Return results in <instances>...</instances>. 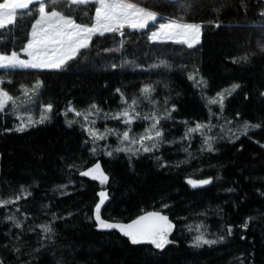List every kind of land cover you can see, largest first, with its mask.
I'll return each instance as SVG.
<instances>
[{
    "label": "trees",
    "instance_id": "obj_1",
    "mask_svg": "<svg viewBox=\"0 0 264 264\" xmlns=\"http://www.w3.org/2000/svg\"><path fill=\"white\" fill-rule=\"evenodd\" d=\"M135 2L156 11L162 18L203 22L200 44L188 48L174 42L151 43L148 34L157 25L149 24L143 31L125 28L123 37L119 33L94 37L90 49L82 50L83 55L61 71L0 70L3 81L0 87L14 98L22 94V84L30 88L39 78L44 86L36 96V108L41 103L54 105L51 122L23 133L14 130L15 119L6 113L0 115V201H12L6 205L0 203V264H55L60 256L67 264H264V196L257 191L264 190V147H261L264 145V96L261 95L264 53L259 51V45L264 43V16L260 14L264 3L261 0ZM71 7L78 22H92L94 3ZM62 10L69 11L63 7ZM37 16L35 5L19 10L15 23L0 29V51L19 52ZM217 22L221 27L215 26ZM121 39L122 52L102 50L120 47ZM250 53L256 55H249L247 61L241 59ZM121 57L132 63L112 69L110 62L120 64ZM161 60L167 62L166 66L147 70L149 65L159 64ZM136 64L144 65V69ZM192 75L201 77L202 89L189 79ZM145 83L156 85L152 95L160 102L158 108L140 94ZM234 83L241 87L225 100L222 115L219 106L208 107L206 96L212 97ZM117 87L125 92L127 103H131L133 96L138 98L141 116L154 110L163 115L165 97L169 101L167 109L176 106L172 112L175 119L163 123L166 139L175 138L176 142L164 143L155 152L162 157L161 163L167 161L171 166L159 167L152 154L142 153L134 160V168L123 152L115 154L118 159L109 158L103 146L116 147L119 140L115 133L97 142V154L92 156L89 151L92 144H84L87 138L81 128L84 117L69 113L68 119H75L77 123L71 128L67 126L62 112L69 102L80 110L96 103L100 111L93 109L89 121L95 120L100 132L106 127L118 128L121 132L125 125L111 118L113 113L126 107L115 91ZM210 109L215 116H211ZM210 117L213 124L218 122L224 131L226 128L230 131L227 137L221 130L212 133L222 135L215 144L219 152L201 153L203 139L199 135H191L190 141L180 139L187 127L197 122L207 123ZM245 122L250 125L248 131L239 139L232 137L233 130ZM149 124L150 121L143 119L133 121L131 134L135 136L134 133H140ZM255 124L261 126L251 127ZM6 128L13 131L7 132ZM189 144L193 158L176 167L175 162L187 158L183 148ZM97 160L111 174L108 185L101 186L98 181L80 176V171ZM73 163L77 167L69 168ZM189 176L194 179L221 176L222 179L192 189L186 183ZM102 187L111 195L103 211L105 218L130 223L145 212L161 211L175 225L169 237L175 243L157 250L149 244L133 245L116 230L97 231L90 217ZM227 187H235L237 192L226 193L223 189ZM15 196L20 199L14 200ZM165 203L169 204L168 208L162 207ZM218 205L223 209V219L217 214ZM202 212L207 215H199ZM53 213L64 219L55 220ZM9 215L22 221L21 227L8 220ZM248 217L251 219L245 229L242 225ZM225 221L233 226V234L226 242L200 250L189 246L198 224L203 222L201 230L217 233ZM41 223L51 224L63 242L55 250V259L50 246L36 251L45 243L44 233L38 227ZM188 224L192 225L191 233L186 228Z\"/></svg>",
    "mask_w": 264,
    "mask_h": 264
},
{
    "label": "snow or ice",
    "instance_id": "obj_2",
    "mask_svg": "<svg viewBox=\"0 0 264 264\" xmlns=\"http://www.w3.org/2000/svg\"><path fill=\"white\" fill-rule=\"evenodd\" d=\"M89 3L95 4V16L91 23L88 22H78L72 13L75 12L71 6L87 5ZM30 5L36 6V11L38 16L35 18V22L31 25V32L27 42L20 48L19 52L12 50L10 53L5 51H0V69L5 70H16V69H35V70H49V71H61L65 69L70 61H74L78 56L83 55L82 50L90 49L93 44V38L96 36L105 37L106 33H119L121 37L124 36V29L129 28L132 30H145L149 27L150 22L155 23L158 20V13L156 11L150 10L147 7H142L140 4L136 3L135 0H2L0 2V29L5 28L6 25H12L15 23L18 15V10L29 9ZM63 8L69 9V11L62 10ZM261 16H264V11H262ZM212 23V21H209ZM217 28L221 27V24L217 22L215 24ZM203 35V22L200 23H189L185 22L183 19H168L166 22L159 23V26L152 30L148 34V40L151 43H167L175 42L177 44H186L188 48H193L195 44L201 42V37ZM124 48L123 40L121 39L120 47L117 48H103L104 52H122ZM259 51L264 53V43L259 45ZM21 53H23L27 58H22ZM249 55H256V53L246 54L241 57V59L247 61ZM233 62H237L233 58ZM132 63L127 59L121 57L120 64L112 61L110 62V67L112 69L122 68L125 64ZM167 62L161 60L159 64H151L148 66L149 71L166 66ZM107 66V65H106ZM138 68L144 69V65L136 64ZM189 79H193L189 76ZM0 83H3L0 80ZM159 83V82H157ZM44 86V82L41 79H37L35 84L31 89L26 85H21L20 87L25 90V95L28 92H32L35 96L40 95V88ZM167 88L168 85L165 84ZM241 85L239 83H234L232 85V92L239 89ZM117 93L120 94L122 103L126 104V107L116 111L111 115L112 119H116L126 126V130L120 133L118 128H105L104 132H100L98 128L95 127V120L89 121V115L93 114L92 110L95 109L99 112L100 109L96 103L89 105L88 109L80 110L77 109L72 102H69L68 106L63 110L62 114L65 117V122L69 128L73 124L77 123L75 119H68V114L73 113L75 117H84V123L81 124L82 130L87 134V138L84 144H92L90 148V153L92 156L97 154L98 144L100 140L106 139L110 134L115 133L119 144L111 149L110 146L104 145L106 149L105 154L111 159H118V154L123 152L128 157L129 165L134 168V160L139 159L141 154H152V159H154L159 167L171 166L167 161L161 163L162 157L155 155V152L164 143H175V138L173 140H167L164 135L163 123L167 120H174L172 112L175 111V105L172 109H167L168 97L164 99L165 112L160 115L158 110H154L152 113L141 116V112L138 110L139 103L138 98L133 96L131 103H127V97L125 92L117 87L115 89ZM156 91V85L145 83L140 88V94L144 100H147L154 106H159V101L153 97V93ZM229 92V95H232ZM264 96V92L261 93ZM220 103V114L224 112L225 97L223 93H217ZM245 98L248 95L245 94ZM31 99V97H29ZM12 101L15 104V98L9 94L3 87H0V111L5 108V105ZM35 103V101H33ZM212 103H216L215 100ZM41 112L38 119H34L29 113L27 121L20 119V123L15 125V131L23 133L32 127L38 125H45L51 122L54 118L53 108L54 105L51 102L40 104ZM211 116H215L216 113L212 112L210 109ZM239 115V113H238ZM108 118V114H105ZM143 119L145 121H150L148 128L145 132L140 134L138 137H133L130 133L133 131L132 123L135 120ZM229 121L225 118V123ZM187 124V122H185ZM218 125L212 123L211 117L208 122H197L195 127H187L185 134L180 139L191 140V134L199 131L203 138V144L201 146L200 152L214 153L219 152L220 149L215 146V144L222 138L221 134L216 136L207 134L210 133L212 128ZM261 125L255 124L251 127L259 128ZM221 128V133L223 132V126ZM244 132L248 131L250 127L248 122L244 124ZM205 129L207 132H205ZM5 131L11 132L13 129L6 128ZM239 139V136L236 137ZM145 141H152L151 144H146ZM233 143L235 140L232 141ZM139 145V147H134ZM264 147V145H261ZM142 149V153H141ZM183 151L187 153V158L183 161L175 162V166L179 167L181 164L188 163L190 159L193 158L194 154L190 151V144L183 148ZM211 166V165H210ZM69 168H76L75 163L69 164ZM80 176L89 177L93 181H98L101 186L108 185L110 182L111 174L102 168L101 162L97 160L91 167L86 170L80 171ZM222 179L221 176H208L207 178L194 179L191 176L186 178V183L192 188H202L214 183L216 180ZM61 187H66L62 185ZM226 193H235L237 189L235 187H227L223 189ZM264 196V190L257 189ZM99 201L94 205V211L90 219H94V226L97 231H107L112 230L118 231L123 237L133 245L139 244H150L154 246L155 249L164 250L169 244L175 243V241L169 239L170 234L173 231L175 225L169 219L168 215L163 214L161 211H148L143 215L137 216L135 219L131 220L130 223L117 222L105 218L103 211L106 208L107 202L110 201L111 195L107 188H103L98 193ZM20 196H15L14 200H19ZM12 202L11 200H2L0 203L8 204ZM163 208H168L169 204L165 203L162 205ZM217 214L223 219V209L218 205ZM71 216V213L67 214ZM199 215L206 216L207 212L199 213ZM55 220L64 219L63 217L56 216L53 213ZM8 220L13 221L17 228L21 227L22 221L16 219L14 215H9ZM251 217H248L243 223L242 227L247 229L249 227L248 221ZM203 222L196 226V235H193L189 241V246L195 250H200L204 246L212 247L215 245H220L226 242L227 238L233 234V226L225 221V224L221 226V230L217 233H209L207 229L201 230ZM38 227L44 233L43 240L45 243H41L40 249L47 250L50 246L53 252V258L55 259V250L58 247L63 246V242L58 239V234L56 229L49 223H41ZM189 233L193 231L192 225H186ZM226 229V231H225ZM214 238H209V236ZM242 239L244 237H241ZM18 239V237H17ZM19 252V248L16 249ZM31 255V253H30ZM55 264H67L66 259L60 256L59 259H55Z\"/></svg>",
    "mask_w": 264,
    "mask_h": 264
},
{
    "label": "rangeland",
    "instance_id": "obj_3",
    "mask_svg": "<svg viewBox=\"0 0 264 264\" xmlns=\"http://www.w3.org/2000/svg\"><path fill=\"white\" fill-rule=\"evenodd\" d=\"M2 2V1H1ZM92 4V3H91ZM19 11V10H18ZM94 16H95V14H94ZM162 19V20H161ZM163 19L164 18H161V17H159L158 16V20L155 22V23H152V22H150V24H155V25H157V27L159 26V21H163ZM166 20H168L167 18H166ZM7 26V25H6ZM175 43V42H174ZM200 43H197V44H195L194 46H197V45H199ZM184 45H186V44H184ZM187 46V45H186ZM21 57L22 58H27L23 53H21ZM0 70H5V69H0ZM16 70H35V69H16ZM45 71H49V70H45ZM192 77H193V81H194V83H195V85L196 86H198L199 87V89H202V79H201V77L200 78H198L196 75H192ZM202 80V81H201ZM32 87H30L29 89H31ZM229 92H232V86H229V87H227V88H225V89H223V90H221L220 92H218V93H223V95H224V97H225V100L227 99V98H229L231 95H229L228 93ZM234 92H232V94H233ZM29 97H31V99H29ZM205 99V102H206V104L208 105V107H211V106H213V105H217V106H219L220 107V103H219V97L217 96V93L214 95V96H212V97H205L204 98ZM213 100H215L216 101V103H212V101ZM33 101H35V103H36V96L32 93V92H28V94L27 95H25V90L23 89L22 90V94L19 96V97H16L15 98V104H13V102L12 101H9L6 105H5V108L2 110V111H0V115H4L5 113L6 114H8L9 116H11L13 119H15L16 121H15V125L16 124H18V123H20V119L18 118V117H22V119L23 120H25V121H27V119H28V116H29V113L32 115V117L34 118V119H38L39 118V115H40V112H41V108H36V105H35V103H33ZM214 108H216V107H213L212 109H214ZM37 110L36 112L37 113H32L31 112V110ZM217 120V119H216ZM216 125H218L217 127H214V128H212V130H211V132L210 133H207V134H210V135H212V133L213 132H217L218 130L220 131L221 130V128L219 127L220 126V124L218 123V122H216L215 123ZM193 127H195V126H193ZM223 129H224V127H223ZM124 130H126V126L125 127H123V129H122V131L120 132L121 133V135H122V132L124 131ZM145 130L146 129H144L143 131H141L140 133H138V134H136V133H134V135L135 136H133L131 133H130V135H132L133 137H138L140 134H142V133H144L145 132ZM226 130L227 131H224L223 130V132H222V134H224V136L225 137H227L229 134H230V131L226 128ZM205 132H207V130L205 129ZM221 132V131H220ZM214 133V134H215ZM233 135H232V137H235V136H240V135H242V134H244L245 132H244V127L242 126L241 128H239V129H235V130H233ZM192 136H196V135H199L200 136V138H202V136H201V133L199 132V131H197V132H195V133H192L191 134ZM203 139V138H202ZM101 141V140H100ZM99 142V141H98ZM145 143L146 144H151L152 143V141H145ZM119 144V141L117 142V144L115 145V146H117ZM134 147H139V145H135ZM141 153H142V149H141ZM196 233V232H195ZM197 234V233H196ZM171 235V234H170ZM170 237V236H169ZM170 239V238H169ZM144 244H147V243H144ZM150 245V244H149ZM152 246V245H151ZM153 248H154V246H152ZM158 250V249H157Z\"/></svg>",
    "mask_w": 264,
    "mask_h": 264
},
{
    "label": "water",
    "instance_id": "obj_4",
    "mask_svg": "<svg viewBox=\"0 0 264 264\" xmlns=\"http://www.w3.org/2000/svg\"><path fill=\"white\" fill-rule=\"evenodd\" d=\"M166 1H169V2H177V1H181V0H166ZM263 3H264V0H261Z\"/></svg>",
    "mask_w": 264,
    "mask_h": 264
},
{
    "label": "crops",
    "instance_id": "obj_5",
    "mask_svg": "<svg viewBox=\"0 0 264 264\" xmlns=\"http://www.w3.org/2000/svg\"><path fill=\"white\" fill-rule=\"evenodd\" d=\"M161 18H162V17H161ZM161 20H162V19H161ZM166 21H167L166 18H164L163 21H159V22L161 23V22H166Z\"/></svg>",
    "mask_w": 264,
    "mask_h": 264
}]
</instances>
